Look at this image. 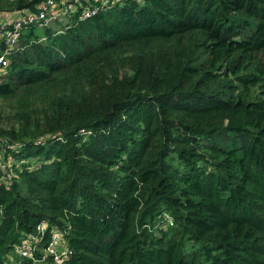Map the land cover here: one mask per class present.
I'll return each mask as SVG.
<instances>
[{"label":"trees","instance_id":"trees-1","mask_svg":"<svg viewBox=\"0 0 264 264\" xmlns=\"http://www.w3.org/2000/svg\"><path fill=\"white\" fill-rule=\"evenodd\" d=\"M107 1L0 68V264H264V0Z\"/></svg>","mask_w":264,"mask_h":264},{"label":"built area","instance_id":"built-area-1","mask_svg":"<svg viewBox=\"0 0 264 264\" xmlns=\"http://www.w3.org/2000/svg\"><path fill=\"white\" fill-rule=\"evenodd\" d=\"M43 0L33 12H17L13 16L7 15L0 21V68L8 64L7 54L17 47L21 34L29 26L45 27L56 21H65L68 15L80 8L82 18H88L96 13L99 4L107 0ZM85 3V5L83 4ZM102 5V4H101ZM6 162L0 151V168L5 169ZM8 175V174H7ZM45 224L37 226V236L29 235L23 243L16 247L17 253L22 257H32L33 251L38 249L35 241L44 237ZM40 240V241H41ZM41 258L36 264H63L71 254V249L66 244L58 229L52 228L43 246L39 247Z\"/></svg>","mask_w":264,"mask_h":264},{"label":"rangeland","instance_id":"rangeland-1","mask_svg":"<svg viewBox=\"0 0 264 264\" xmlns=\"http://www.w3.org/2000/svg\"><path fill=\"white\" fill-rule=\"evenodd\" d=\"M6 16H7V14H2V15H0V21H1L2 19L6 18ZM51 27H52V29H58V31H59V28H60L59 25H54V26H51Z\"/></svg>","mask_w":264,"mask_h":264}]
</instances>
